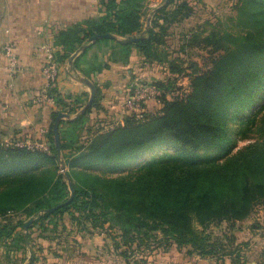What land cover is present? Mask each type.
Wrapping results in <instances>:
<instances>
[{
	"label": "trees",
	"instance_id": "16d2710c",
	"mask_svg": "<svg viewBox=\"0 0 264 264\" xmlns=\"http://www.w3.org/2000/svg\"><path fill=\"white\" fill-rule=\"evenodd\" d=\"M149 1L100 0L96 18L60 32L55 43L60 51L54 52V58L60 74V67H65L82 47L100 43L98 40L92 44L95 36L112 35L115 39L105 40L113 41L140 38L133 44L117 42L128 58L135 48L144 64L167 65L175 77L154 83L165 92L160 98V111H146L141 119L126 115L122 124L107 130H88V138L82 140L86 116L91 109H100L98 97L81 114L83 105L72 106L79 102L77 97L63 95L56 87L49 89L48 96L57 108L52 113L54 122L61 113L78 116L63 121L60 127L62 159L74 199L49 212L71 198L69 185L59 174L55 145L48 152L32 151L26 147L6 148L0 140V213L29 207L30 217L39 216L36 224L79 213L80 220L93 228L104 229L106 224L118 228L129 249L133 244L147 247L156 239L158 244L189 246L198 255L217 256L220 261L224 257L220 244L211 240L206 229L244 222L257 208L264 207V117L259 122L252 120L241 132L245 137L255 134L253 142L243 148L236 149L237 136L231 128V122L239 120L244 111L255 108L256 97L264 89V0H240L239 10L254 23L262 24L237 36L226 34L230 46L221 49L223 55L206 71L194 69V64H178L180 58L172 60L164 48L168 36L165 23L180 15L189 17L183 15L189 5L180 4L169 12L174 2L171 0L155 11L152 25L147 28ZM250 5L255 6L253 12L243 9ZM205 43L208 46L210 41ZM80 57L70 72L78 69ZM184 77L189 78V87L182 92L178 83ZM168 93L178 94L168 99ZM66 124L68 129H64ZM53 137L51 131V141ZM145 147L174 150L177 155L145 162L136 171L124 173L130 162L143 155ZM212 151L217 154L199 156V152ZM100 166L108 167V174L91 171ZM40 212L45 215L40 217ZM21 225L0 226V237L6 240L14 234L28 248V233H15ZM114 244L120 248L117 242Z\"/></svg>",
	"mask_w": 264,
	"mask_h": 264
},
{
	"label": "rangeland",
	"instance_id": "374dc122",
	"mask_svg": "<svg viewBox=\"0 0 264 264\" xmlns=\"http://www.w3.org/2000/svg\"><path fill=\"white\" fill-rule=\"evenodd\" d=\"M165 2L166 0L148 2L149 15L145 21L147 28L152 25L155 11L165 6ZM184 3L189 5V9H185L183 15L189 14V17L180 15L165 23L168 36L164 39V48L171 54L172 60L180 58L177 63L185 64V67L194 64V69L197 70L211 69L215 61L223 55L221 49L231 44V39L226 37V34L237 36L255 30V27L262 24V21L254 23L247 14L239 10L242 6L240 0H174L168 11L174 12L177 6ZM243 9L253 12L255 6L250 5ZM149 18L151 21L148 23ZM205 41H210L208 46ZM9 45L13 46V44ZM7 46L5 45L3 49L5 55ZM81 53L82 51L78 52V54ZM109 58L111 61L117 58V53H113ZM120 58L127 63L131 58V53L128 58L123 52ZM154 65L156 66H150L148 70L152 75L137 78L136 82L130 83L129 89H134L137 84L145 82L155 83L175 78L170 75L167 65ZM66 67L71 69L68 63ZM138 74L141 73L138 72ZM82 76L79 74L77 78L83 80ZM179 81H183L182 84L189 87V78H179ZM185 87L182 86V92L186 91ZM82 104H85V100ZM254 107L253 110L244 111L239 120L231 122L232 132L237 136L236 149L253 142L254 132L250 133L249 137L243 136L241 132L251 125L252 120L259 122L264 117V89L257 95ZM161 108L162 104H157L149 110L157 113ZM94 127L88 126L92 132L104 129L101 126ZM216 154L217 152L213 151L199 152L201 158L212 157ZM167 155L177 154L174 150L145 147L143 155L130 162L125 167L124 173L134 172L145 162L158 160ZM91 171L105 176L104 174H108L109 169L100 166ZM66 172L67 167L62 159L59 161V174L69 185ZM39 214L41 217L45 215V212ZM38 218L39 216L36 217V215L30 217L29 207L0 213L1 227L21 223L23 225L18 227L15 233L19 235L28 233L30 236L28 248L21 245L14 234L6 240L0 237V264H264V207L257 208L255 213L244 222L233 225L226 223L221 226L211 225L206 229V234L210 235L211 240L220 244L221 253L224 256L220 261L217 256L198 255L189 246L158 244L156 239H152L147 247H138L137 244H133L129 249L123 244L118 228L111 229L110 224H106L104 229L93 228L85 220H80L79 213L70 212L59 215L42 224H36L39 222ZM30 220L32 222L26 232L24 224ZM256 225L262 228H254ZM196 228L202 230L198 225ZM112 238H115V241ZM114 242L118 243L119 249L116 248Z\"/></svg>",
	"mask_w": 264,
	"mask_h": 264
},
{
	"label": "crops",
	"instance_id": "0c3cea01",
	"mask_svg": "<svg viewBox=\"0 0 264 264\" xmlns=\"http://www.w3.org/2000/svg\"><path fill=\"white\" fill-rule=\"evenodd\" d=\"M99 10L100 0H0V140L54 145L50 135L55 123L52 113L57 108L49 96L52 102L45 97L42 65L47 58V50L53 53L60 51L55 46L60 32L96 18ZM99 41L96 46L88 48L85 56L77 55L75 60L80 57L78 69L70 72L66 66L60 67L54 86L63 95L77 97L79 102L72 104L74 108L78 105L84 108L91 97V89L84 80L95 85L100 109H91L86 116L87 129L82 132V140L91 132L88 126H101L107 130L122 124L126 117L123 104L130 83L152 75L148 70L150 66H156L144 64L143 57L135 48L131 51L130 60L124 63L120 58L123 53L121 44L113 40ZM9 44H13L20 62V71L13 77L3 53L4 46ZM113 53H117V58L111 61L108 57ZM79 74L83 75V80L77 78ZM84 100L85 104H82ZM157 104L149 102L147 110ZM83 108L79 113L83 114ZM70 116V120L62 122L76 119L77 115ZM64 126L68 129L67 124Z\"/></svg>",
	"mask_w": 264,
	"mask_h": 264
},
{
	"label": "built area",
	"instance_id": "2783aa9c",
	"mask_svg": "<svg viewBox=\"0 0 264 264\" xmlns=\"http://www.w3.org/2000/svg\"><path fill=\"white\" fill-rule=\"evenodd\" d=\"M6 58L8 61V70L10 75L13 77L20 71V62L15 49L13 46L8 45L6 47ZM42 76L45 80V97L48 98V90L53 88L59 77V65L54 58V53L51 50H47V58L42 65ZM136 82V81H135ZM183 81H179V86H184ZM188 86L185 87L187 91ZM165 94L163 90L155 86L154 83L137 84L134 89H129L126 100L124 101L123 108L126 115H136L137 118H143L145 112L147 111V104L149 102L155 101L161 104L160 98ZM178 94V93H177ZM177 94L168 93V99ZM6 148L9 147H26L28 150L32 151H49V146L46 143H32L24 142L22 140H5L1 142Z\"/></svg>",
	"mask_w": 264,
	"mask_h": 264
},
{
	"label": "water",
	"instance_id": "95a60500",
	"mask_svg": "<svg viewBox=\"0 0 264 264\" xmlns=\"http://www.w3.org/2000/svg\"><path fill=\"white\" fill-rule=\"evenodd\" d=\"M169 1L170 0H166L165 5H167L169 3ZM150 21H151V18H149L148 23ZM100 39H115V37L112 36V35H108V34L95 36L92 39V44L93 45L96 44L97 41L100 40ZM139 39L140 38H134V39H130V40H127V41H119V40H117V41L119 43H122V44H133V43L137 42ZM87 47L88 46L82 47L81 50H80V52L86 50ZM77 55H78V53L74 54L71 57V59L69 61V65L70 66H72L73 61L75 60V58L77 57ZM84 83L86 85H88L89 88L91 89V97H90L88 103L86 104V106L83 108L82 113H85L92 106V104H93V102H94V100L96 98V95H97V89H96V87H95L94 84H92L87 79L84 80ZM70 119H71V116L69 114L61 113V114L58 115V117H57V119H56V121L54 123V129H53V132H54V145H55V147L57 149V154H58L59 160H62L61 140H60V132H59L60 124H61L62 120H70ZM52 145H53V143H50L49 144V146H52ZM65 174H66L67 178L69 179L67 172ZM69 188H70V191H71V198L67 202H65V203H63V204H61V205H59V206H57V207L52 208L51 210H49L50 213H53L54 211L58 210L59 208L64 207V206H66V205H68V204L71 203V201L74 199L75 192H74L73 186H72V184H71L70 181H69ZM32 220H30L29 222H27L25 224V230H26V232H27L28 226L30 225V223L32 222Z\"/></svg>",
	"mask_w": 264,
	"mask_h": 264
}]
</instances>
